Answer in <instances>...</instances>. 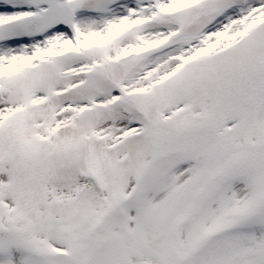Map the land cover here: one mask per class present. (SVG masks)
I'll return each mask as SVG.
<instances>
[{
	"label": "snow or ice",
	"instance_id": "1",
	"mask_svg": "<svg viewBox=\"0 0 264 264\" xmlns=\"http://www.w3.org/2000/svg\"><path fill=\"white\" fill-rule=\"evenodd\" d=\"M0 264H264V0H0Z\"/></svg>",
	"mask_w": 264,
	"mask_h": 264
}]
</instances>
